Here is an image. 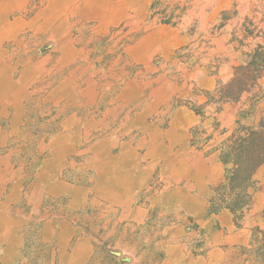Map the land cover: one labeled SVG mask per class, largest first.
I'll list each match as a JSON object with an SVG mask.
<instances>
[{
  "label": "rangeland",
  "instance_id": "rangeland-1",
  "mask_svg": "<svg viewBox=\"0 0 264 264\" xmlns=\"http://www.w3.org/2000/svg\"><path fill=\"white\" fill-rule=\"evenodd\" d=\"M256 6L0 0V264H213L201 224H228L210 211L218 185H196L204 168L188 150L221 161L239 124L264 116V76L240 101L215 97L247 61ZM255 179L240 220L221 210L248 222L250 239L214 264H261L264 165Z\"/></svg>",
  "mask_w": 264,
  "mask_h": 264
},
{
  "label": "trees",
  "instance_id": "trees-1",
  "mask_svg": "<svg viewBox=\"0 0 264 264\" xmlns=\"http://www.w3.org/2000/svg\"><path fill=\"white\" fill-rule=\"evenodd\" d=\"M254 1L257 2L255 11L258 13L247 15L244 22V39L253 40V47L246 53L247 61L234 67L231 80L216 88L215 97L220 105L240 101L244 94L259 86L264 76V0ZM261 97L264 94L259 95ZM234 133L220 155L221 161L228 166L225 180L215 187L209 206L211 212L229 209L238 221L253 202L251 189L254 188L257 171L264 165V116L255 124L240 123ZM259 232L262 236L258 256L264 264V230Z\"/></svg>",
  "mask_w": 264,
  "mask_h": 264
},
{
  "label": "crops",
  "instance_id": "crops-1",
  "mask_svg": "<svg viewBox=\"0 0 264 264\" xmlns=\"http://www.w3.org/2000/svg\"><path fill=\"white\" fill-rule=\"evenodd\" d=\"M226 115H227V110L225 112L223 111V114L220 116L219 114V120L224 119L226 121ZM193 125H199V124H208V120H201V117L198 115L193 116ZM223 121V120H222ZM227 122V121H226ZM191 125V124H189ZM189 125H182L181 128L184 127L186 129L189 128ZM183 129V128H182ZM184 131V130H182ZM187 139V145L191 146V134L186 135ZM185 150V149H184ZM190 152L195 153L197 156H199L200 164H202L204 171H202V178L200 181L196 182V185H199L200 187L203 186L207 190H209L212 186L219 185L223 180H224V173H225V166L224 164L219 160V156L216 152H209L206 149H195L192 148L191 150H188ZM194 166V165H193ZM201 198V208H199L198 216L197 219L199 221H204L206 220V213H207V201L202 200ZM264 209V200H258L257 203H255V209L254 210H259V209ZM221 208L216 210L217 213L214 214L215 218L218 219L220 222L222 221H227V227H222V229H215L213 228V225L207 224V222H203L201 226L207 227L208 232H210V240L207 245H205L206 249V254H207V261L209 263H217L219 255L220 254H225V251L229 252L230 247L237 246V244H247V242L250 239V228L249 223L247 222L243 227H237L234 225L233 221V214L228 211H221ZM216 211H212L213 213ZM221 211V212H219ZM212 213V214H213ZM210 219V217H209ZM216 222V221H215ZM234 226V227H233ZM192 234H189L188 239L191 238ZM187 239V240H188ZM87 255V254H86ZM217 255V256H216ZM64 259L68 258L69 256L67 254L63 255ZM87 258V256H86ZM189 261L186 264H190Z\"/></svg>",
  "mask_w": 264,
  "mask_h": 264
}]
</instances>
